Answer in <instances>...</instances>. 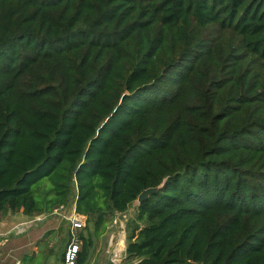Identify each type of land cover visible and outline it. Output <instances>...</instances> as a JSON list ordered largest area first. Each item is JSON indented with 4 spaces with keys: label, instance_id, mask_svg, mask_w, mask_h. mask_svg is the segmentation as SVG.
Segmentation results:
<instances>
[{
    "label": "trees",
    "instance_id": "trees-1",
    "mask_svg": "<svg viewBox=\"0 0 264 264\" xmlns=\"http://www.w3.org/2000/svg\"><path fill=\"white\" fill-rule=\"evenodd\" d=\"M160 185L128 264H264V0H0V221Z\"/></svg>",
    "mask_w": 264,
    "mask_h": 264
},
{
    "label": "rangeland",
    "instance_id": "rangeland-1",
    "mask_svg": "<svg viewBox=\"0 0 264 264\" xmlns=\"http://www.w3.org/2000/svg\"><path fill=\"white\" fill-rule=\"evenodd\" d=\"M51 185L52 182L50 181L44 188L41 187L42 192H46ZM42 192L36 191L39 202L43 196L39 193ZM73 201L67 207L59 209L55 213H44L46 214V217L43 216L42 218L44 220L26 232L15 233L12 230L15 224L7 226L5 228L7 234L1 236L4 239V244L0 246V264H18L20 261L22 263L25 256H27L29 264H62V252L68 241L71 226V222L66 216L70 217L74 214ZM137 205L138 201L136 200L127 211L126 224L123 221L114 227L109 224L106 232L96 242L90 264H128L125 261L126 254H124L123 247L120 248V246L124 245V242L127 246V224L129 220L135 217ZM123 226L125 232L121 231ZM114 247L116 248L114 249ZM119 251L122 254H118V260H110V256L119 253Z\"/></svg>",
    "mask_w": 264,
    "mask_h": 264
},
{
    "label": "built area",
    "instance_id": "built-area-1",
    "mask_svg": "<svg viewBox=\"0 0 264 264\" xmlns=\"http://www.w3.org/2000/svg\"><path fill=\"white\" fill-rule=\"evenodd\" d=\"M59 209H63V208L62 207L57 208L53 211V213L57 212ZM38 216L33 220V223L41 219L40 215ZM66 218H68L71 222V227H70L71 228V240L66 249L64 264H75L78 252L82 248V239L79 237L78 232L80 229L84 227L87 217L85 215L77 213L76 210L74 209V214L70 217L66 216ZM121 223L122 222L118 216L117 218L113 220L112 223H110V226L114 227L116 224L119 225ZM117 256L118 254H113L112 260L113 261L118 260Z\"/></svg>",
    "mask_w": 264,
    "mask_h": 264
},
{
    "label": "crops",
    "instance_id": "crops-1",
    "mask_svg": "<svg viewBox=\"0 0 264 264\" xmlns=\"http://www.w3.org/2000/svg\"><path fill=\"white\" fill-rule=\"evenodd\" d=\"M53 213V212H52ZM46 214H42L40 215L41 219L34 222L33 223V220L37 217L35 216L34 218H31V217H28L26 215H24L23 213H17V214H11L10 212L7 214V216H5L1 221H0V246H2L4 244V239H2L1 236H4L7 234V232H5V228L7 226H10L12 224H15L13 225L12 227V230H14L15 233H21V232H26L28 229L32 228L33 226L39 224L40 222H42L44 219V217ZM39 217V216H38ZM17 219V220H16ZM19 219V220H18ZM123 229L121 231L125 232V228L124 226L122 227ZM124 241V240H122ZM123 247V250H124V254H126V245H125V242H124V245L120 246V248ZM116 247H114L115 249ZM119 248V250H120ZM112 249V248H111ZM0 250H1V247H0ZM1 254V253H0ZM119 255L122 254V252L120 253H117ZM109 258V257H108ZM110 260H112V255L110 256ZM113 261V260H112ZM18 264H21V261L18 262Z\"/></svg>",
    "mask_w": 264,
    "mask_h": 264
},
{
    "label": "water",
    "instance_id": "water-1",
    "mask_svg": "<svg viewBox=\"0 0 264 264\" xmlns=\"http://www.w3.org/2000/svg\"><path fill=\"white\" fill-rule=\"evenodd\" d=\"M161 186H162V185L157 186V187H149V188L143 190V191L139 194V196H138V198H137L138 203H142L144 200L148 199L149 196H150L152 193H154L155 191H157L158 188L161 187ZM126 216H127V212H123V213H121V214L119 215V219H120L121 221H123L125 224L127 223V218H126Z\"/></svg>",
    "mask_w": 264,
    "mask_h": 264
}]
</instances>
